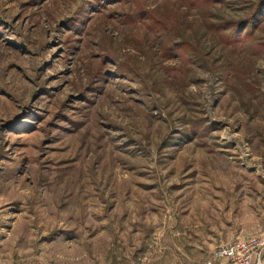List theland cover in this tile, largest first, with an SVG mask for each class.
I'll return each instance as SVG.
<instances>
[{
  "label": "rangeland",
  "instance_id": "rangeland-1",
  "mask_svg": "<svg viewBox=\"0 0 264 264\" xmlns=\"http://www.w3.org/2000/svg\"><path fill=\"white\" fill-rule=\"evenodd\" d=\"M262 233L264 0H0V264Z\"/></svg>",
  "mask_w": 264,
  "mask_h": 264
},
{
  "label": "built area",
  "instance_id": "built-area-1",
  "mask_svg": "<svg viewBox=\"0 0 264 264\" xmlns=\"http://www.w3.org/2000/svg\"><path fill=\"white\" fill-rule=\"evenodd\" d=\"M263 256L264 233L219 247L215 250L212 261L220 264H263Z\"/></svg>",
  "mask_w": 264,
  "mask_h": 264
},
{
  "label": "crops",
  "instance_id": "crops-1",
  "mask_svg": "<svg viewBox=\"0 0 264 264\" xmlns=\"http://www.w3.org/2000/svg\"><path fill=\"white\" fill-rule=\"evenodd\" d=\"M263 264H264V256H263Z\"/></svg>",
  "mask_w": 264,
  "mask_h": 264
}]
</instances>
